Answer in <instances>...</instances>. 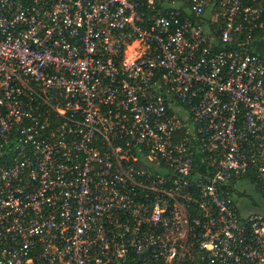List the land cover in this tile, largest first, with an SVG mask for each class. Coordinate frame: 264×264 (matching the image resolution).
<instances>
[{
	"label": "built area",
	"instance_id": "built-area-1",
	"mask_svg": "<svg viewBox=\"0 0 264 264\" xmlns=\"http://www.w3.org/2000/svg\"><path fill=\"white\" fill-rule=\"evenodd\" d=\"M0 264H264V10L0 0Z\"/></svg>",
	"mask_w": 264,
	"mask_h": 264
},
{
	"label": "rangeland",
	"instance_id": "rangeland-1",
	"mask_svg": "<svg viewBox=\"0 0 264 264\" xmlns=\"http://www.w3.org/2000/svg\"><path fill=\"white\" fill-rule=\"evenodd\" d=\"M243 186V185H242ZM246 188L248 189L246 193V199L242 203V206L239 204L240 209L242 211H250V212H256V213H262V208H260L262 204L261 196L258 194L256 189L249 187L246 185ZM247 203V204H245ZM244 205H247L249 208H244Z\"/></svg>",
	"mask_w": 264,
	"mask_h": 264
},
{
	"label": "trees",
	"instance_id": "trees-1",
	"mask_svg": "<svg viewBox=\"0 0 264 264\" xmlns=\"http://www.w3.org/2000/svg\"><path fill=\"white\" fill-rule=\"evenodd\" d=\"M255 6H258L264 10V0H250Z\"/></svg>",
	"mask_w": 264,
	"mask_h": 264
},
{
	"label": "crops",
	"instance_id": "crops-1",
	"mask_svg": "<svg viewBox=\"0 0 264 264\" xmlns=\"http://www.w3.org/2000/svg\"><path fill=\"white\" fill-rule=\"evenodd\" d=\"M257 48L260 50V49H262V47L261 46H259V45H257ZM261 51V50H260Z\"/></svg>",
	"mask_w": 264,
	"mask_h": 264
}]
</instances>
